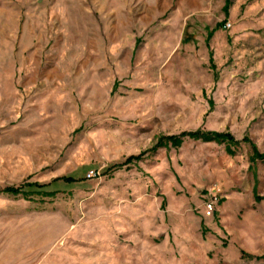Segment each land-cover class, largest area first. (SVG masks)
Listing matches in <instances>:
<instances>
[{
    "label": "rangeland",
    "instance_id": "1",
    "mask_svg": "<svg viewBox=\"0 0 264 264\" xmlns=\"http://www.w3.org/2000/svg\"><path fill=\"white\" fill-rule=\"evenodd\" d=\"M256 152L264 0H0V264H264Z\"/></svg>",
    "mask_w": 264,
    "mask_h": 264
},
{
    "label": "trees",
    "instance_id": "2",
    "mask_svg": "<svg viewBox=\"0 0 264 264\" xmlns=\"http://www.w3.org/2000/svg\"><path fill=\"white\" fill-rule=\"evenodd\" d=\"M191 137L193 138H197V139H203L205 141H226L228 143V151H230V153H232L231 151V146L233 145H236V141L235 139L232 137V136H229V135H219V134H211V135H208V134H202V133H193V134H190ZM171 140L174 142V144L176 146H179L180 145V141H179V138H171ZM254 158H257V159H264V155H260L259 153L256 152V154L254 155ZM129 162V161H128ZM131 162V160H130ZM75 181L74 179L72 180L71 178V182ZM43 187H46V186H42V185H37V184H29L27 185V188L28 191L26 192L25 191V188L23 187H20V188H14V187H10V188H6L4 190V192H7V193H10V194H19V193H33L35 190H37V188H43ZM24 190V192H23ZM46 195H50V193L46 194Z\"/></svg>",
    "mask_w": 264,
    "mask_h": 264
},
{
    "label": "built area",
    "instance_id": "3",
    "mask_svg": "<svg viewBox=\"0 0 264 264\" xmlns=\"http://www.w3.org/2000/svg\"><path fill=\"white\" fill-rule=\"evenodd\" d=\"M215 204H216L215 200H209L205 203V212L208 216H211L213 214L215 209Z\"/></svg>",
    "mask_w": 264,
    "mask_h": 264
}]
</instances>
